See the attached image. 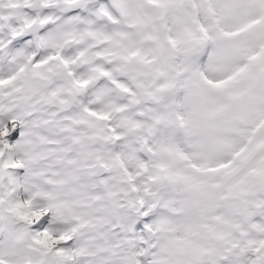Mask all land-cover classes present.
Wrapping results in <instances>:
<instances>
[{"label": "snow or ice", "instance_id": "obj_1", "mask_svg": "<svg viewBox=\"0 0 264 264\" xmlns=\"http://www.w3.org/2000/svg\"><path fill=\"white\" fill-rule=\"evenodd\" d=\"M0 264H264V0H0Z\"/></svg>", "mask_w": 264, "mask_h": 264}]
</instances>
